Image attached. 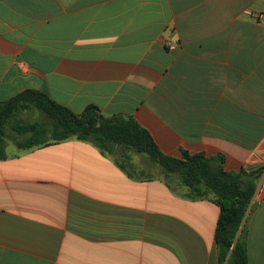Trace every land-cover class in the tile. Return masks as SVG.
Returning <instances> with one entry per match:
<instances>
[{
	"label": "crops",
	"instance_id": "crops-1",
	"mask_svg": "<svg viewBox=\"0 0 264 264\" xmlns=\"http://www.w3.org/2000/svg\"><path fill=\"white\" fill-rule=\"evenodd\" d=\"M28 89L132 116L165 155L263 168L248 249L264 264V0H0V101ZM7 143L0 264H220V207L178 175L129 176L76 138Z\"/></svg>",
	"mask_w": 264,
	"mask_h": 264
},
{
	"label": "trees",
	"instance_id": "trees-1",
	"mask_svg": "<svg viewBox=\"0 0 264 264\" xmlns=\"http://www.w3.org/2000/svg\"><path fill=\"white\" fill-rule=\"evenodd\" d=\"M37 112L38 122L17 120L22 112ZM9 130L19 150L49 146L71 138L88 142L104 155L115 158L116 164L129 176L130 153L144 155L162 169L161 177H180L191 200L208 198L220 207L215 232L220 264H249L248 220L253 198L263 168L226 172L222 155L182 153V158L165 155L152 134L134 117L121 114L107 117L96 105H89L76 114L55 102L44 92L28 89L9 100L0 101V160L7 159ZM26 137L25 140L20 138ZM137 178V177H136ZM139 179H142L139 178Z\"/></svg>",
	"mask_w": 264,
	"mask_h": 264
},
{
	"label": "rangeland",
	"instance_id": "rangeland-1",
	"mask_svg": "<svg viewBox=\"0 0 264 264\" xmlns=\"http://www.w3.org/2000/svg\"><path fill=\"white\" fill-rule=\"evenodd\" d=\"M17 120H25L30 122H38L40 120V114L37 112H22L18 114ZM10 135V142L13 143V138H15L13 132L9 130ZM26 137L20 138V140H25ZM131 156V162L128 165L129 171L134 174L136 177H161L162 175V169L156 165L155 163H152L148 157L144 155H137L135 153H130ZM172 181V180H171Z\"/></svg>",
	"mask_w": 264,
	"mask_h": 264
}]
</instances>
